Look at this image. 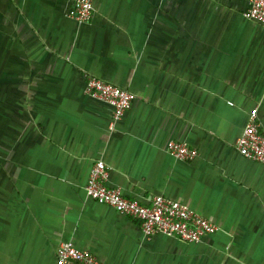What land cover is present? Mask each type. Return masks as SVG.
Instances as JSON below:
<instances>
[{
  "label": "crops",
  "instance_id": "0c3cea01",
  "mask_svg": "<svg viewBox=\"0 0 264 264\" xmlns=\"http://www.w3.org/2000/svg\"><path fill=\"white\" fill-rule=\"evenodd\" d=\"M0 0V264H56L63 242L101 264H264V165L235 147L264 135V25L251 0ZM126 90L129 109L85 92ZM112 127V128H111ZM196 149L192 161L166 145ZM129 199L187 205L217 227L198 244L91 200L95 161Z\"/></svg>",
  "mask_w": 264,
  "mask_h": 264
},
{
  "label": "built area",
  "instance_id": "2783aa9c",
  "mask_svg": "<svg viewBox=\"0 0 264 264\" xmlns=\"http://www.w3.org/2000/svg\"><path fill=\"white\" fill-rule=\"evenodd\" d=\"M91 16L92 1L78 0L73 8V18L78 23H84L89 21ZM243 17L264 25V0H251L250 7L243 13ZM85 92L112 109L113 122L123 117L132 101V96L126 90L94 77L86 78ZM255 112L250 113L235 147L243 158L264 165V135L260 131ZM166 149L172 157L181 161H192L197 156L196 149L180 141H169ZM107 177L108 167L103 161H95L84 186L86 194L91 200L138 220L146 239L163 234L185 243L198 244L204 237L217 230L214 223L180 202L155 196L146 206L135 199H129L119 189L108 187ZM56 252V264H101L93 255L76 248L70 241L60 243Z\"/></svg>",
  "mask_w": 264,
  "mask_h": 264
}]
</instances>
